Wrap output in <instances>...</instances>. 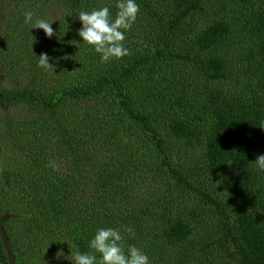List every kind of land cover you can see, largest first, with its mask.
I'll list each match as a JSON object with an SVG mask.
<instances>
[{
    "label": "trees",
    "instance_id": "16d2710c",
    "mask_svg": "<svg viewBox=\"0 0 264 264\" xmlns=\"http://www.w3.org/2000/svg\"><path fill=\"white\" fill-rule=\"evenodd\" d=\"M115 2L0 0V222L15 264H71L56 254L125 225L151 264H264V0H137L130 55L104 64L76 15ZM26 10L55 35L29 30Z\"/></svg>",
    "mask_w": 264,
    "mask_h": 264
},
{
    "label": "clouds",
    "instance_id": "9594fccd",
    "mask_svg": "<svg viewBox=\"0 0 264 264\" xmlns=\"http://www.w3.org/2000/svg\"><path fill=\"white\" fill-rule=\"evenodd\" d=\"M116 11L113 14L109 6L99 7L92 11L81 10L76 18L81 27L77 34L82 43L90 46L99 54L100 62L107 64L130 55V50L125 46L126 32L131 30L137 20L140 5L137 0H116ZM34 12L26 10L23 22L30 29H40L46 38H52L55 33L52 28L54 19L35 18ZM38 66L48 68L49 56L41 54ZM257 169L264 172V154L258 155L253 162ZM55 167V163H52ZM126 236L133 238L135 229L125 225L121 228L99 227L95 230L89 241L91 252L76 251L64 256L63 252L56 254L57 258L63 257L71 264H151L146 252L134 244H126ZM71 256V259H69Z\"/></svg>",
    "mask_w": 264,
    "mask_h": 264
},
{
    "label": "water",
    "instance_id": "95a60500",
    "mask_svg": "<svg viewBox=\"0 0 264 264\" xmlns=\"http://www.w3.org/2000/svg\"><path fill=\"white\" fill-rule=\"evenodd\" d=\"M0 241L2 243L3 249L6 253V257H7V264H15V258L13 255V252L10 248L9 242H8V237L7 234L0 222Z\"/></svg>",
    "mask_w": 264,
    "mask_h": 264
},
{
    "label": "rangeland",
    "instance_id": "374dc122",
    "mask_svg": "<svg viewBox=\"0 0 264 264\" xmlns=\"http://www.w3.org/2000/svg\"><path fill=\"white\" fill-rule=\"evenodd\" d=\"M53 23H54V22H52V25H53ZM52 25H51V26H52ZM11 87H13V85H10V86H9V88H11ZM3 111H4V114H5V112H6V113H10V112H11V109H8V110H6V111H5V109H3ZM15 112H16V113H18V112H26V108H25V109H24V108H18L17 111H15ZM18 114H19V113H18ZM0 115H1V114H0Z\"/></svg>",
    "mask_w": 264,
    "mask_h": 264
}]
</instances>
